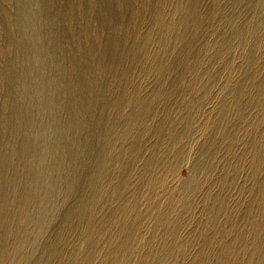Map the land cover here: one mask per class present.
I'll use <instances>...</instances> for the list:
<instances>
[{
    "label": "rangeland",
    "instance_id": "1",
    "mask_svg": "<svg viewBox=\"0 0 264 264\" xmlns=\"http://www.w3.org/2000/svg\"><path fill=\"white\" fill-rule=\"evenodd\" d=\"M0 264H264V0H0Z\"/></svg>",
    "mask_w": 264,
    "mask_h": 264
}]
</instances>
